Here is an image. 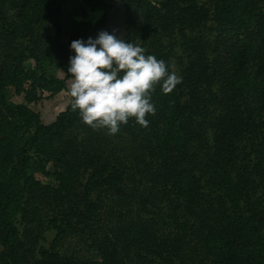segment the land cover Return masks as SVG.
<instances>
[{
    "label": "trees",
    "instance_id": "obj_1",
    "mask_svg": "<svg viewBox=\"0 0 264 264\" xmlns=\"http://www.w3.org/2000/svg\"><path fill=\"white\" fill-rule=\"evenodd\" d=\"M112 1L0 0V264H264V0H122L124 40L182 81L156 86L148 127L129 119L103 142L59 72ZM58 96L67 105L43 122L33 105ZM121 138L137 149L139 184L170 209L167 230L150 201L151 215L90 231L100 190L127 193ZM75 235L95 259L59 251Z\"/></svg>",
    "mask_w": 264,
    "mask_h": 264
},
{
    "label": "clouds",
    "instance_id": "obj_2",
    "mask_svg": "<svg viewBox=\"0 0 264 264\" xmlns=\"http://www.w3.org/2000/svg\"><path fill=\"white\" fill-rule=\"evenodd\" d=\"M100 31L96 39H76L70 49L67 72L70 107L93 130L105 129L115 135L129 119L148 127L155 115L151 93L159 85L163 94L171 93L181 83L165 61L146 55L142 46L114 34Z\"/></svg>",
    "mask_w": 264,
    "mask_h": 264
},
{
    "label": "rangeland",
    "instance_id": "obj_3",
    "mask_svg": "<svg viewBox=\"0 0 264 264\" xmlns=\"http://www.w3.org/2000/svg\"><path fill=\"white\" fill-rule=\"evenodd\" d=\"M65 9H71L70 4H66ZM67 30L68 32H70L69 28H67ZM51 32H54V27H52ZM172 69L173 71L177 70L176 66H174ZM176 73L178 74V71ZM59 75L63 76L61 72H59ZM68 101L69 98L58 96L51 98L50 100L42 99L37 104L33 105V107L40 112L42 121L45 123H49L54 119L59 111L65 108ZM87 127L89 128V126ZM89 129L93 130L92 128ZM93 131L103 142H108L109 139L111 141H117L116 134L108 135L105 129ZM120 140H122L123 142L122 144L117 145L118 152L114 150V148L112 150L114 151L113 154L117 156L116 159H118V163H122L119 165H126L130 168L129 174L126 176V181L128 180L127 193H124L125 197H119L117 194L111 195V193L109 192L106 193L105 190H100L99 199L101 200L102 209L99 216L90 226V231L92 233L104 231L108 227H110L111 224L120 222V219L122 217H135L137 214L151 215L152 213H150V210L147 209V207L151 205L150 201L155 202L154 205L156 208H154V210L164 215V217L159 218L158 221L160 225L158 227L167 230L169 227H166V221L164 218L168 213L171 212L170 209H168L166 204L160 203L159 197L157 195H154V192L150 193L149 196V193L148 191H145L144 186L139 184V174L137 173L139 165L136 164V161L133 158V155L135 154L137 149L134 143H132L131 138H121ZM124 150L125 152L123 154ZM128 151L129 153H131V155H128V157H124L123 155H127ZM53 234L54 232H46L44 235L45 241L41 240V243L47 246L48 242L53 238ZM86 239H89V237H85L84 235L65 237L62 241H60L58 249L63 254L77 256L85 259H95L93 252L94 250L91 248L90 242Z\"/></svg>",
    "mask_w": 264,
    "mask_h": 264
},
{
    "label": "water",
    "instance_id": "obj_4",
    "mask_svg": "<svg viewBox=\"0 0 264 264\" xmlns=\"http://www.w3.org/2000/svg\"><path fill=\"white\" fill-rule=\"evenodd\" d=\"M126 26V12L123 2L122 0H113L104 23L97 28L91 37L96 39L100 31H107L109 34H113V29H116L117 31L114 33L116 37L124 40Z\"/></svg>",
    "mask_w": 264,
    "mask_h": 264
}]
</instances>
